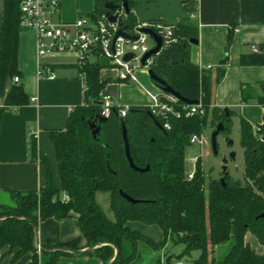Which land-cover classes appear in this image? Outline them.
<instances>
[{
  "label": "trees",
  "instance_id": "1",
  "mask_svg": "<svg viewBox=\"0 0 264 264\" xmlns=\"http://www.w3.org/2000/svg\"><path fill=\"white\" fill-rule=\"evenodd\" d=\"M19 1L4 2L0 28V114L29 103L23 87L11 82L13 77L20 75L17 65L21 30ZM123 1L130 8L136 7L129 0H95L90 16L97 18L106 14L105 2L120 5ZM121 23L132 29L136 20L129 14ZM173 35L177 43L163 49L149 68L182 97L198 100L204 114L187 119L167 114L160 119L150 113L149 107H129L126 116L121 117L120 107H114L105 122L98 123L96 118L102 111L99 92L104 85L99 80V71L107 64L99 58L84 62L79 66L84 80V104L70 112L64 130L49 133L64 196L54 184L49 163L39 156L43 187L33 192H11V204L0 202V251L5 247L8 252L15 251L12 261L31 253L32 264H37L34 230L38 223L74 214L87 250L79 252L81 238L41 245L49 257L47 264L55 263L64 254L56 249L94 256L104 264H130L140 245L160 251L168 241L182 246L179 254L167 257L168 264H172V259L180 262L191 258L193 252H199V256L190 264H264V253L256 254L244 240L245 234L251 232L264 246V219L258 218L264 210V90L255 96L249 94L250 86L240 87L242 102L254 99L263 108L261 124L253 127L245 120L240 122L242 181L228 175L224 184L220 179H210L205 192V175L199 158L195 161L192 178L188 179L185 173L186 151L191 147L193 135H201L206 127L215 129L219 122L224 124L221 133L228 136L233 112L212 106L211 76L190 62L189 40H197L196 25L186 17L173 27ZM239 61L242 66L264 65V46L260 47V52L241 55ZM223 76L224 70L219 67L215 84ZM176 105L181 107L182 104L177 101ZM89 123L100 125L95 139ZM166 123L168 130L163 128ZM122 126L126 129L134 166H149L148 171L130 169L124 153ZM30 154L34 158L38 154L33 142ZM101 191L111 195L114 222L105 217L95 201L96 193ZM119 191L139 202H127ZM127 221L156 225L163 234L162 241L154 243L131 231L126 226ZM222 245H227L224 255L215 257L214 249Z\"/></svg>",
  "mask_w": 264,
  "mask_h": 264
},
{
  "label": "crops",
  "instance_id": "2",
  "mask_svg": "<svg viewBox=\"0 0 264 264\" xmlns=\"http://www.w3.org/2000/svg\"><path fill=\"white\" fill-rule=\"evenodd\" d=\"M129 1L137 6L155 0ZM4 2L5 0H0V28ZM94 6L95 0H60V11L55 21L71 26L80 17L90 18ZM181 8L189 22L197 27V43H189V59L201 71L211 76L212 106L233 112L232 124L234 120L238 126L241 120H245L253 127L261 124L263 108L254 99L242 102L240 87L250 86L249 94L261 95L264 90V65L242 66L239 59L241 55H251L253 48L260 52V47L264 46V0H188ZM179 21L177 20V23ZM153 46L154 44L150 48ZM101 59L103 58L98 60L105 62ZM223 60H226L225 63L220 65ZM39 64L49 66L55 77L38 78L36 69ZM17 65L20 73L19 84L28 96L29 103L15 111L5 110L0 114V198L4 196L10 200L11 192H33L43 187L44 179L39 156L44 157L49 163L54 184L61 192L56 153L49 133L64 130L70 112L84 104V80L74 54L60 53L39 58L35 35L30 30L21 28ZM219 67L224 70V76L215 84ZM149 70L150 68L136 70L138 81L131 82L118 80L117 70L112 67L102 68L99 71V80L104 82V85L99 97L101 100L104 97L110 98L113 107H149L151 104L149 94H156L152 93L155 90L148 80ZM151 82L156 86L152 80ZM163 94L165 93L160 90L157 95ZM32 98L35 99L34 102L31 101ZM31 142L35 143L38 152L35 158L30 154ZM105 195L111 209L109 192H97L95 201L100 207L98 198L105 199ZM61 196H64L62 192ZM103 214L111 222L115 221L112 210ZM126 226L154 243H159L163 239V234L156 225L127 221ZM36 238L40 247L44 244L55 245L81 238L78 244L79 252L87 250L86 242L81 237L77 216L74 214L61 220L48 218L39 222L36 227ZM244 240L256 254L264 253V246L251 232L245 234ZM166 246H169L168 243L160 250V255L158 259L156 258L157 264H168L167 257L171 254L164 252ZM226 249L227 246H217L213 255L219 258L224 255ZM80 253L64 252L53 264H104L97 257ZM14 254L15 251L8 252L7 247L2 249L0 264H32L31 253L12 261ZM193 254L188 261L184 262L182 259L180 262H171L190 264L191 260L199 256V252ZM138 257L139 249L135 260L130 264H134ZM36 259L37 264H47L49 261L48 255L39 251Z\"/></svg>",
  "mask_w": 264,
  "mask_h": 264
},
{
  "label": "built area",
  "instance_id": "3",
  "mask_svg": "<svg viewBox=\"0 0 264 264\" xmlns=\"http://www.w3.org/2000/svg\"><path fill=\"white\" fill-rule=\"evenodd\" d=\"M19 11V26L30 30L35 35L39 58H45L52 54L71 53L76 56L79 66L90 57L94 61L103 58L110 67L117 70V79L120 81L137 82L135 71L140 67L149 68L153 62L154 57H151L146 61L144 67L140 64L142 56L151 49L146 43L150 37L138 33L140 28H149L159 35L163 40L162 50L177 43V38L173 35V27H168L163 21H158L142 25L136 24L128 32L131 35H137L138 40L131 42L118 38L113 49V38L119 28L117 23H110L106 14L97 18L80 17L71 26L58 23L55 21V17L60 11V0H20ZM119 16L122 17V15ZM256 51L253 48V52ZM129 53L133 54L132 59L124 61V56ZM135 60L138 61L137 65H134ZM36 75L38 78L47 79L55 77L49 66L41 64L37 66ZM11 82L19 84V77H13ZM149 96L151 100L150 113L160 119L167 114H173L177 119H187L204 114V108L200 103L191 106L182 104L181 107H178L177 100L169 95L149 94ZM31 101L34 102L35 99L32 98ZM112 108L114 107L110 98H102L101 116L107 118ZM128 112L129 107L127 106L118 109L121 117L126 116ZM163 128L168 130L169 125L166 123ZM190 141L191 143L198 142L200 145L202 143V139L197 135H193ZM192 175L189 174L188 179H191Z\"/></svg>",
  "mask_w": 264,
  "mask_h": 264
},
{
  "label": "water",
  "instance_id": "4",
  "mask_svg": "<svg viewBox=\"0 0 264 264\" xmlns=\"http://www.w3.org/2000/svg\"><path fill=\"white\" fill-rule=\"evenodd\" d=\"M188 0H155L154 2H143L139 5H137L134 8H130L128 6V3L126 1H123L122 4L116 5L113 2H105L104 3V8L106 9V17L110 23H117L119 28L113 38V49H114V44L118 38H121L125 41H136L138 40L137 35H131L128 31L130 30L126 25H123L121 23L122 19H124L126 16L129 14H132L135 17L136 24L142 25L144 23H150V22H158V21H163L164 24L168 27H175L177 24V20H185L186 19V14L183 12L181 5L185 3ZM119 15H122L120 17ZM138 33L140 34H146L150 37L152 42L154 43V47H152L148 52H146L142 58L140 59V64L141 66L146 65V61L150 59L151 57L157 56L163 46V40L162 38L157 35L153 30L149 28H140L138 30ZM190 44H196V40H189ZM133 57V54L129 53L126 54L123 58L124 61H129ZM226 60H223L220 65H223ZM148 74L150 76V79L158 86V88L165 93L166 95H169L173 98H175L177 101L180 103L191 106V105H198V100H189L187 98L182 97L177 91L172 89L170 86H168L163 80L158 78L152 70L148 71ZM226 116H228V113H226ZM98 123L105 122L106 117H97L96 118ZM89 128L91 131L92 137L95 139L96 136L100 132V125H95V123H89ZM156 126L159 129H162V127L155 121ZM224 130V124L222 122H219L216 124L214 131L211 134V146L216 154V138L217 136L223 132ZM122 140L124 143V153L126 160L129 164L130 169H132L135 172H146L149 170V166H146L145 168H138L134 166L130 153H129V147H128V141L126 137V129L124 126H122ZM228 144L230 145L231 142L228 141ZM230 159L235 158V154L231 153L229 155ZM226 159L224 158L223 163H226ZM239 161H243V157L239 159ZM222 175L223 177L220 178V182L224 184V178L227 176L226 173V168L223 166L222 168ZM120 196L125 199L127 202L131 204L138 203V200H134L128 195L124 194L122 191H119ZM260 219H264V210L262 214L258 216ZM35 238H34V244L36 249L39 252H44V250L38 245L37 243V238H36V228H35ZM55 251L57 252H68L72 254L78 253L77 251L70 250V249H56ZM117 250H115V255H117Z\"/></svg>",
  "mask_w": 264,
  "mask_h": 264
},
{
  "label": "rangeland",
  "instance_id": "5",
  "mask_svg": "<svg viewBox=\"0 0 264 264\" xmlns=\"http://www.w3.org/2000/svg\"><path fill=\"white\" fill-rule=\"evenodd\" d=\"M146 43L149 47L153 45V42L150 38L147 39ZM91 60H92V57H90L89 60H86L85 62L87 61L91 62ZM137 63L138 61L135 60L134 65H137ZM82 64H80V67ZM107 67H110V66L107 64ZM144 69L145 68L140 67L137 69V71L144 70ZM147 70L148 69H146L145 71L147 72ZM148 80L151 86H153V89L155 90V92H152V91L151 92L159 94L160 90L156 86H154L150 78ZM137 81H138V78H137ZM236 123L237 122L234 120L232 124V128H231V132L228 136H226L223 133H220L217 136L216 154L214 153L212 146H211V134L214 130L212 127H206L201 135H197L198 137L202 139L201 145L198 142H193L191 144V147L188 148V150L186 151L185 163H184L185 173L187 175H189L190 173H193L194 167H195V161L197 160V158H199L201 169L205 175V184H204L205 192L207 189V182L210 179H220L221 178L223 166H225L226 173L229 178L233 180H240V181H242L243 179L244 164H243V161H239V159L242 157L243 151L241 148L239 126ZM228 141L231 142L230 145L228 144ZM231 153L235 154L234 159L229 158V155ZM224 158L227 160L225 164L223 163ZM105 196H106L105 199H102V197L100 199L98 198L99 200L98 202H99V205L102 211L108 213L111 211V209H109L107 195ZM0 202L5 203V204H11V200L8 197H4V196L0 198ZM167 243L169 246L165 247L166 249L164 252L166 254H171L175 256L180 253V249L182 247L181 245H173L170 241H168ZM194 254L192 253V256H194ZM159 255H160V251L152 250L149 247L142 244L139 246V257H138L139 259L134 264H157L156 258L158 259ZM183 260L185 262V261L190 260V258H184ZM172 261H175V260L172 259Z\"/></svg>",
  "mask_w": 264,
  "mask_h": 264
}]
</instances>
